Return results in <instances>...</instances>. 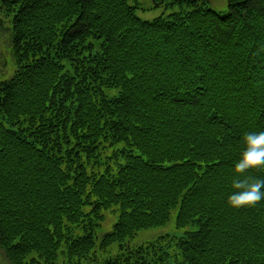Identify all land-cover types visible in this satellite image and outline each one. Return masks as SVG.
Masks as SVG:
<instances>
[{"label": "trees", "instance_id": "1", "mask_svg": "<svg viewBox=\"0 0 264 264\" xmlns=\"http://www.w3.org/2000/svg\"><path fill=\"white\" fill-rule=\"evenodd\" d=\"M150 2L181 6L145 20L140 0H0L16 64L0 81L11 264H264V200L227 205L241 138L264 131V0L225 14ZM174 211L191 230L128 245Z\"/></svg>", "mask_w": 264, "mask_h": 264}, {"label": "rangeland", "instance_id": "2", "mask_svg": "<svg viewBox=\"0 0 264 264\" xmlns=\"http://www.w3.org/2000/svg\"><path fill=\"white\" fill-rule=\"evenodd\" d=\"M144 3L145 8H150L148 11H138V16L145 20H152L153 18L160 16L161 14H169L175 12L181 6L176 4L167 10L165 8H151L150 0H140ZM190 0H184V2H189ZM199 3L205 2L207 6L214 9L215 11L225 14L228 9V0H196ZM16 69L15 58L13 56L12 47H11V23L10 20L2 15H0V81L10 78ZM177 211H174L171 216V220L166 226L152 228L148 230H142L138 235L131 240H128V245L131 247H139L145 245L151 241L156 240L158 237L166 236L167 234L183 236L186 230H191L189 227L178 231L175 229V220H176ZM115 213H107L106 220L102 224V227L96 232V243L100 242L102 237L113 230V225L116 222ZM118 248V244L113 245L109 251H112V255ZM99 252V251H98ZM109 253L99 252L100 259H103ZM63 257L61 256L58 260V264H62ZM0 264H11L7 259L4 251L0 248Z\"/></svg>", "mask_w": 264, "mask_h": 264}, {"label": "clouds", "instance_id": "3", "mask_svg": "<svg viewBox=\"0 0 264 264\" xmlns=\"http://www.w3.org/2000/svg\"><path fill=\"white\" fill-rule=\"evenodd\" d=\"M242 149L234 163L231 188L227 205L233 209L255 207L264 200V179L247 175L264 170V131L246 132L241 138Z\"/></svg>", "mask_w": 264, "mask_h": 264}]
</instances>
